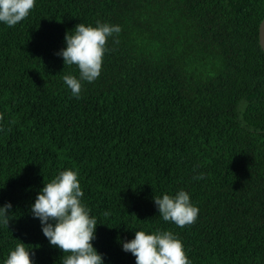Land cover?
Instances as JSON below:
<instances>
[{
	"label": "trees",
	"instance_id": "1",
	"mask_svg": "<svg viewBox=\"0 0 264 264\" xmlns=\"http://www.w3.org/2000/svg\"><path fill=\"white\" fill-rule=\"evenodd\" d=\"M263 18L264 0H36L0 24V264L20 241L33 264H61L30 206L65 169L105 264H135L118 240L139 230L173 232L191 264H264ZM98 21L121 31L77 99L63 76L79 70L55 53ZM179 190L199 208L182 228L153 203Z\"/></svg>",
	"mask_w": 264,
	"mask_h": 264
},
{
	"label": "clouds",
	"instance_id": "2",
	"mask_svg": "<svg viewBox=\"0 0 264 264\" xmlns=\"http://www.w3.org/2000/svg\"><path fill=\"white\" fill-rule=\"evenodd\" d=\"M35 3L36 0H0V24L14 27L29 16ZM120 31L119 25L98 21L95 26L79 23L65 33V47L55 55L62 58L64 66L75 65L79 70L78 77L63 76L73 97L79 99L83 82L92 83L100 76L106 42ZM83 195L78 172L65 169L44 184L30 206L32 217L40 222L43 236L63 253L61 264H105L104 254L92 243L96 238L97 218L82 202ZM153 203L162 220L171 221L177 227L191 225L198 217L199 208L185 190L175 195L154 196ZM11 209L10 202L0 206V227H9ZM118 242L123 252L135 258V264H191L182 241L171 231H134V238ZM33 255V248L20 241L3 264H33Z\"/></svg>",
	"mask_w": 264,
	"mask_h": 264
},
{
	"label": "water",
	"instance_id": "3",
	"mask_svg": "<svg viewBox=\"0 0 264 264\" xmlns=\"http://www.w3.org/2000/svg\"><path fill=\"white\" fill-rule=\"evenodd\" d=\"M259 44L261 48L264 50V18L259 26Z\"/></svg>",
	"mask_w": 264,
	"mask_h": 264
}]
</instances>
